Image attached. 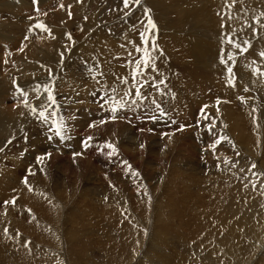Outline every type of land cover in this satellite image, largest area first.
I'll return each instance as SVG.
<instances>
[{
    "label": "rangeland",
    "instance_id": "1",
    "mask_svg": "<svg viewBox=\"0 0 264 264\" xmlns=\"http://www.w3.org/2000/svg\"><path fill=\"white\" fill-rule=\"evenodd\" d=\"M67 1L39 0L37 5H33L32 0H0V95L3 96H0V148L3 149L0 151V264H109L111 258L119 260L120 256L130 250L134 252L123 264H192L193 258L200 259L198 257L202 249L214 245L208 239L214 235H209L210 233H227L226 228L214 226L220 220V214L217 213L220 206L219 201L209 193L214 188L215 179H207L220 166L244 158V153L242 155L234 150L230 151V147L226 146L232 142L228 136L239 139L240 134L251 130L252 118L249 117L248 108L255 109L258 121L264 123V94L261 89L263 83L258 85L259 80L264 81V75L261 77L260 73L255 72V69L260 68V72L264 73V57L260 56V61L253 56L254 51L260 47L258 43L263 42L264 34L257 41L253 37L252 24L244 34L239 33L238 37L252 35L250 40L247 39L249 35L239 39L249 41L251 45L248 51L242 52L234 47L237 41L229 38L234 44L230 45L229 39L224 40L222 30L207 33L196 23L197 19L186 21L187 24L185 21L179 22L184 16L175 8L165 11L152 0H141L143 4H148L145 9L151 5L155 12L153 10L147 13L145 18L136 14L133 19L119 20L112 29L105 30L119 46L115 51L106 53L107 64L101 65L100 61L105 53L100 52V47L92 51L91 58L81 60L77 38L82 41L79 38L87 35L94 23L84 28L78 19L75 21L76 3ZM99 3L101 11L104 10L103 6L109 4L104 20L109 19L116 11V18L124 16L126 10L122 0H100ZM61 4L66 6L61 8ZM129 4H134L133 0ZM188 5L206 9L209 0H192ZM84 8L87 9L86 6ZM214 8L212 12H204L203 16L211 18L217 14L218 10ZM68 11L72 13L71 19L67 15ZM151 14L157 29L147 33V19ZM38 23L46 25L51 33L35 27ZM58 25L68 30L71 39L68 36L57 38ZM141 32L149 37L148 44L151 48L152 37H155L158 47L151 53L155 68L141 66L140 74L133 79L136 61L142 59V49L145 48L138 45L142 40ZM206 34L210 37H205ZM236 34L233 36H237ZM199 36L210 45L207 55L200 54L197 49ZM54 37L60 41L66 40L68 49L55 51V46L51 43ZM127 37L129 42L125 46L122 41ZM177 38L182 41L179 42ZM166 43H170V49H167ZM240 44L244 45V42ZM137 48L141 51H136ZM217 56L219 59L215 61ZM229 56H234V59L229 60ZM222 57L228 61L224 63L223 73L216 63L221 64ZM93 58H96V62L92 64ZM47 59L50 60L47 63L49 66L44 71H24L25 64H42ZM110 64L113 65L112 68L108 67ZM229 67L233 70L231 75L235 77V86L228 83L230 76L225 70ZM48 69L52 70L51 75ZM106 72H111V75L106 76ZM122 78L127 83H122ZM211 79L215 80L216 85L211 83ZM205 83L206 87H202ZM17 84L25 88L29 104L47 108L49 120L42 121L31 114L16 91ZM44 84L53 89L56 104L51 107H48ZM140 84H143V95L137 97L135 88ZM237 86H241V93ZM129 90L132 95L124 97L125 107L115 113V120L111 119V105L105 101L113 96L119 98ZM245 92L249 95H245ZM241 97L245 99L242 101ZM217 99L222 102L217 104ZM226 102L229 104H225ZM101 104L104 106L101 107ZM156 104L168 115L153 121L149 119L150 116H160ZM222 104L232 106L234 112V107L238 108L236 116L244 108L251 125L244 121L236 124L235 116L232 118V115H223L225 113L220 107ZM52 113L55 115H51ZM53 120L64 125L60 136H56L53 131ZM101 120L106 123L100 124ZM90 124L96 126L89 127ZM181 125H186L183 131L178 130ZM89 136L93 139L88 141L89 146L85 148L84 141ZM223 136L227 139H222ZM260 137L263 141L264 136ZM217 140L220 142L216 143ZM225 141L227 144L223 146ZM108 143L115 146V154L110 155L112 149L107 147ZM242 143L240 139L239 144ZM45 152H50L51 157L45 158L43 164H38L36 157ZM77 152L82 155L74 158L73 154ZM29 169L35 174L30 175ZM136 171L139 175L133 174ZM25 177L28 179L27 184L23 182ZM13 198L15 204L4 203L12 201ZM164 198L173 199L169 203L171 206ZM208 199L213 206L204 209L203 206L210 203ZM163 203L169 206L170 212L161 211L164 222L159 225L156 223L160 237L158 239L156 226L142 228L135 221L141 218V222L145 220L144 223L149 226L148 218L154 216L156 208ZM53 204L59 206L58 213L54 211ZM56 213L60 225L51 229L50 234L46 224L54 220ZM10 216L13 220L8 221L7 217ZM6 228L7 233L4 231ZM135 229H140L144 237L138 244L134 240ZM45 253L49 255L43 257ZM52 255L59 257L47 258ZM261 262L264 264V260Z\"/></svg>",
    "mask_w": 264,
    "mask_h": 264
},
{
    "label": "bare ground",
    "instance_id": "2",
    "mask_svg": "<svg viewBox=\"0 0 264 264\" xmlns=\"http://www.w3.org/2000/svg\"><path fill=\"white\" fill-rule=\"evenodd\" d=\"M73 2L76 3V5H74V11H75V15H76V19L75 21H77V19L79 20V22L83 25V27L85 28L86 25H91L92 23H94L90 29H89V33L87 35H85L84 37H80L79 39H81L82 41H78L77 38V46H80V50L79 52L81 53V60L84 61L86 58H91V55L93 54L92 51H94V49H96L97 47H100V52L105 53L103 56V59H101L100 63L101 65L107 64V59L108 56L106 55L107 52L109 51H115L117 46V42H115L112 37H110L108 34H106L105 30L108 29H112L115 24H117V21H127L130 20V18H134V16L136 14H139L142 16H144L145 18V11L144 9L147 7V3L143 4L142 1L139 5L135 4H129V7L127 9H125L128 14L124 16H121L120 18H116V14L117 11L115 12V14H112V16L109 17V19H105V15H106V11L109 9V4L103 6L104 10L101 11V9L99 10L100 7V0H82V2H79V0H68V2ZM108 1V0H107ZM149 1V0H148ZM153 2H155L156 4H158V6L162 7L165 11H168L170 8H175V10L178 11V13H182V16H184L183 19L178 20L179 22H184L185 24H187L186 21H190L192 19H197L198 25L204 28V30L208 33V32H218L220 30H222L224 32L223 37L224 40H228L229 38L234 39V41H237L239 44L243 43L245 40L239 41L240 38H246V36H248L247 39L250 40V38H252L251 34H246L243 36L238 37L239 33L244 34V32L248 29L249 25L251 26V24L253 26H251V30L254 32L253 33V37L257 39L260 38L263 34H264V17H261L260 22L257 23L255 20V17L259 16L260 13L262 11H264V0H237V3L232 4L231 0H209V5L206 6L205 8H197V7H192L190 5H188L189 1L192 0H152ZM208 1V0H207ZM69 2V3H70ZM105 2V1H104ZM131 2V0H130ZM32 3V2H31ZM66 3V5H67ZM108 3V2H107ZM113 2H111L112 4ZM22 4V3H21ZM106 4V3H105ZM114 4V3H113ZM191 4V3H190ZM20 5V4H19ZM65 5V6H66ZM84 6L87 7L84 8ZM115 6V5H114ZM122 6V5H121ZM157 6V5H156ZM68 7V6H67ZM66 7V8H67ZM205 7V6H203ZM216 7V8H214ZM69 8V7H68ZM112 8V7H111ZM110 8V9H111ZM116 8V7H115ZM214 10H218V13L215 15H212L211 18H206L205 16H203V14L208 13V12H212ZM72 9V8H71ZM120 9V8H119ZM123 9V8H122ZM143 10L141 12H138L137 10ZM147 9H151V11L153 12L154 8L151 7V5H149V7ZM157 9V8H156ZM69 10V9H68ZM115 10V9H114ZM206 10V11H205ZM60 11V10H59ZM71 11V10H70ZM73 11V9H72ZM71 11V12H72ZM110 11V10H109ZM121 11V10H120ZM150 11V12H151ZM69 12V11H68ZM122 12V11H121ZM138 12V13H136ZM155 12V10H154ZM205 12V13H204ZM215 13V12H214ZM66 13H64L63 11V15H65ZM210 14V13H209ZM58 15V14H55ZM61 15V14H60ZM62 15V17H64ZM68 15V14H67ZM66 15V17H67ZM88 19H83L84 17H87ZM149 16V15H148ZM65 17V19H66ZM69 17V16H68ZM67 17V18H68ZM151 17L153 18L154 16L151 14ZM181 17V16H180ZM96 18V20H94ZM182 18V17H181ZM71 19V17H70ZM74 19V18H73ZM202 19V20H201ZM148 20V19H147ZM200 20V21H199ZM15 21V20H14ZM154 21V20H153ZM158 21V20H157ZM40 22V21H39ZM62 22V21H61ZM168 22V21H167ZM174 22V21H173ZM176 22V21H175ZM192 22V21H191ZM79 23V26H80ZM119 24L121 22H118ZM145 23V22H144ZM156 23V22H155ZM65 24V22H64ZM118 24V25H119ZM61 25V24H59ZM58 25V26H59ZM67 25V24H66ZM78 25V24H77ZM160 25V24H159ZM164 25V24H163ZM178 25V24H177ZM176 25V26H177ZM189 25V24H188ZM197 25V24H195ZM117 26V25H116ZM50 27V26H49ZM67 27V26H66ZM72 27V26H71ZM76 27V26H75ZM118 27V26H117ZM165 27V25L163 26V28ZM193 27V26H192ZM68 28H69V24H68ZM77 28V27H76ZM79 28V27H78ZM145 28V27H144ZM143 28V29H144ZM147 28V27H146ZM20 29V27H19ZM24 29V28H23ZM54 29V28H53ZM57 38L58 36L60 38H62L63 36L67 37L68 36V30H66L65 27L63 26H59L57 28ZM80 29V28H79ZM117 29V28H116ZM157 29V28H156ZM196 29V28H195ZM250 30V31H251ZM2 31V30H1ZM43 31V29H42ZM87 31V30H86ZM116 31V30H115ZM156 31V30H155ZM165 31V30H164ZM73 32V31H72ZM187 32V31H186ZM235 32H238L237 34ZM7 33V32H6ZM51 33V32H49ZM111 33V32H110ZM149 33V32H147ZM146 33V34H147ZM195 33V32H194ZM199 33V32H198ZM220 33V32H219ZM237 36H233L235 34ZM10 34V33H9ZM20 34V33H19ZM86 34V33H85ZM13 35V34H12ZM74 35V34H73ZM115 35V34H114ZM175 35V34H173ZM177 35V34H176ZM209 34H206L205 37H207ZM213 35V34H212ZM221 35V34H220ZM103 36V37H102ZM148 36V35H147ZM42 37V35H41ZM69 37V36H68ZM129 37V36H128ZM124 39L123 44L125 46H128V39L129 38ZM169 37V36H168ZM200 37V36H199ZM204 37V36H203ZM210 36H208L209 38ZM214 37V36H213ZM220 37V36H219ZM234 37V38H232ZM250 37V38H249ZM21 38V37H20ZM48 38V37H46ZM75 38V37H74ZM117 38V37H116ZM147 40L149 37H146ZM198 38V37H197ZM217 38V37H215ZM263 38V37H262ZM261 38V39H262ZM68 39V38H67ZM119 39V38H118ZM133 39V38H132ZM142 39V38H141ZM178 39V38H177ZM181 39V38H180ZM207 39V38H205ZM219 39V38H218ZM223 39V38H222ZM246 39V40H247ZM46 40V39H45ZM48 40V39H47ZM165 40V39H164ZM169 40V39H168ZM175 40V39H173ZM213 40V39H211ZM120 41V40H119ZM118 41V42H119ZM177 41V40H176ZM178 41H182L179 40ZM256 41V40H255ZM49 42V41H48ZM47 42V43H48ZM73 42V41H72ZM87 42V43H86ZM134 43L136 42L135 39L133 41ZM237 42L235 44H237ZM261 42V41H260ZM50 43V42H49ZM54 46H55V51H60V50H64L67 48V42L66 40H62L60 41L59 39H54L51 42ZM133 43V44H134ZM174 43V42H172ZM171 43V44H172ZM183 43V42H182ZM253 43V42H252ZM90 44H93L92 46H89ZM175 44V43H174ZM198 46L197 49L200 51L199 53L202 55H207L210 52V45L207 41H204L201 39L200 37V41H198ZM233 42L230 44L232 45ZM139 46H144L147 47L148 49H150L149 51L152 53L153 50L150 47V45L147 43L145 44L144 39H142L139 43ZM234 45V44H233ZM243 45V44H242ZM258 45L260 46L259 49L257 51H254L253 56H256L255 58H258L260 61L262 58H260V55L258 53H260L261 51H264V39L262 43H258ZM256 46V45H255ZM143 47V48H144ZM166 47L167 49H170V43H166ZM232 47V46H231ZM235 47V45H234ZM37 48V47H36ZM42 48V46H41ZM51 48V47H49ZM47 48V49H49ZM76 48V47H75ZM133 48V47H132ZM68 49V48H67ZM131 49V48H129ZM196 49V48H195ZM76 50V49H75ZM132 50V49H131ZM130 50V51H131ZM143 50V49H142ZM214 50V48H213ZM35 51V50H34ZM52 51V50H51ZM65 51V50H64ZM63 51V52H64ZM74 51V50H73ZM72 51V52H73ZM129 51V52H130ZM134 50H132L133 52ZM173 51V50H172ZM171 51V52H172ZM221 51V50H220ZM71 52V53H72ZM128 52V53H129ZM196 52V50H195ZM39 54V52H37ZM113 53V52H112ZM120 53V50H119ZM174 53V52H173ZM70 54V53H69ZM222 54V53H221ZM44 55V54H43ZM123 55V54H122ZM229 55V54H228ZM251 55V53H250ZM258 55V57H257ZM24 56V55H23ZM71 56V55H70ZM125 56V55H124ZM239 56V55H238ZM25 57V56H24ZM27 57V56H26ZM29 57V55H28ZM27 57V58H28ZM115 57V56H114ZM225 57V56H224ZM228 57V56H227ZM234 57V56H233ZM31 58V57H30ZM211 58V57H210ZM218 58L215 57V61H217L216 59ZM223 58V57H222ZM32 59V58H31ZM114 59V58H113ZM203 59V58H201ZM212 59V58H211ZM219 59V58H218ZM248 59V58H247ZM19 60V59H18ZM17 60V61H18ZM30 60V59H28ZM49 59H47V61L45 63L42 64H25L24 67V71L26 73L28 72H32L34 73L35 71H44L45 67L49 66L47 65V63H49ZM72 61V60H71ZM209 61V59H208ZM212 61V60H211ZM245 61V60H244ZM264 61V59H263ZM20 62V60H19ZM37 62V61H35ZM80 62V61H79ZM96 62V58L92 59V64ZM110 62V61H109ZM83 63V62H82ZM222 73H223V66H225L224 63L220 62H216ZM248 63V62H247ZM246 63V64H247ZM68 65H71V62L67 63ZM84 64V63H83ZM23 65V63H22ZM195 65V64H194ZM217 65V66H218ZM106 66V65H105ZM227 66V64H226ZM108 67L112 68L113 65L111 66L108 65ZM22 68V67H21ZM80 68V67H79ZM264 68V67H262ZM65 69V68H64ZM260 69V68H259ZM225 70V68H224ZM17 71V70H16ZM104 71V70H103ZM107 71V70H106ZM227 72V69L225 70ZM24 72V73H25ZM199 72V71H198ZM201 72V71H200ZM225 72V73H226ZM250 72V71H249ZM60 73V72H59ZM261 73V72H260ZM64 74V73H62ZM75 74V73H74ZM106 76L109 77V74L111 75V72L109 74H107V72L105 73ZM219 74V73H218ZM55 75V74H54ZM53 75V77H54ZM79 75V74H78ZM97 75V74H96ZM261 75V74H260ZM259 75V76H260ZM24 76V75H23ZM31 76V75H30ZM64 76V75H63ZM92 76V75H91ZM191 76V75H190ZM230 76V75H229ZM28 77V76H27ZM36 77V76H35ZM75 78V76H73ZM79 77V76H78ZM200 77V76H199ZM244 77V76H243ZM262 77V75H261ZM59 78V77H57ZM66 78V77H65ZM224 78V77H223ZM39 79V78H38ZM79 79V78H78ZM245 80V78H243ZM4 80V79H3ZM2 80V81H3ZM8 80V79H7ZM54 80V79H53ZM74 80V79H73ZM77 80V79H76ZM80 80V79H79ZM111 80V77L110 79ZM118 80V79H117ZM1 81V80H0ZM11 81V80H10ZM37 81V80H36ZM95 81V80H94ZM93 81V82H94ZM201 81V80H200ZM215 80L211 79V83L214 84ZM243 81V80H242ZM28 82V81H25ZM58 82V81H57ZM79 82V81H78ZM244 82V81H243ZM242 82V83H243ZM4 83V82H3ZM7 83V82H6ZM38 83V82H37ZM63 83V82H62ZM61 83V84H62ZM65 83V82H64ZM68 83V82H67ZM72 83V82H71ZM75 83V82H74ZM82 83V82H80ZM241 83V84H242ZM263 83L261 89H262V93L264 94V81L259 80L258 81V85L260 86ZM24 84V83H23ZM76 84V83H75ZM84 84V83H82ZM119 84V83H118ZM218 84V83H217ZM245 84V83H244ZM5 84H3L4 86ZM73 85V84H72ZM85 85V84H84ZM216 85V83L214 84ZM223 85V83L221 84ZM64 86V85H63ZM66 86V85H65ZM105 86V83H104ZM108 85H106L107 87ZM126 86V85H125ZM188 86V85H187ZM200 86V85H199ZM206 87V83L204 85H202V87ZM243 86V85H242ZM245 86V85H244ZM51 87V86H50ZM75 87V86H74ZM78 87V86H77ZM76 87V88H77ZM218 87V86H217ZM222 87V86H221ZM220 87V88H221ZM238 87V86H237ZM254 87V85H253ZM256 87V86H255ZM8 88V87H7ZM75 88V89H76ZM240 92V88L241 86L238 87ZM260 88V87H259ZM2 89V88H1ZM25 89V88H24ZM78 89V88H77ZM82 89V88H81ZM107 89V88H106ZM105 89V90H106ZM224 89V86H223ZM246 89V88H245ZM250 89V88H249ZM253 89V88H252ZM258 89V88H255ZM9 90V89H8ZM14 90V89H13ZM12 90V91H13ZM61 90V89H60ZM222 90V89H221ZM231 90H233L231 88ZM242 90V88H241ZM65 91V90H64ZM68 91V90H67ZM9 92V91H8ZM223 92V91H222ZM229 92V91H228ZM233 92V91H232ZM243 92V91H242ZM249 92V91H248ZM69 93V91H68ZM72 93V92H71ZM85 93V92H84ZM90 93V91H89ZM92 93V92H91ZM231 93V92H230ZM241 93V92H240ZM239 93V94H240ZM4 94V93H3ZM7 94V93H6ZM67 94V93H66ZM254 94V93H253ZM258 94V92H257ZM5 95V94H4ZM58 95V94H57ZM65 95V93H64ZM70 95V93L68 94ZM67 95V96H68ZM84 95V94H82ZM235 95V94H234ZM242 94H240L241 96ZM245 95H249L247 92H245ZM1 96V95H0ZM87 96V94L85 95ZM233 96V95H232ZM3 97V96H1ZM83 97V96H82ZM94 98V97H93ZM216 98V97H215ZM251 98V97H250ZM261 98V96H260ZM8 99V98H7ZM5 100V99H4ZM72 100V99H71ZM221 101V100H220ZM235 101V100H234ZM222 102V101H221ZM264 102V101H263ZM34 103V102H33ZM225 104H229V103H225ZM4 107V106H3ZM222 111L225 113L223 115L225 116H230L232 115L235 116V122L236 124H238L239 121H244L247 122L251 125V121L250 119L247 117L248 115L245 113V109L241 108V110L238 113V116H236L235 112L238 110V108H235V112L233 107L228 106V105H224L222 104ZM239 107V106H238ZM251 107V106H250ZM216 109V108H214ZM249 112V117L251 116V120H252V125H251V130L247 133H243L239 135V139L234 138L233 136H228L231 137L232 142L229 143V145H226L227 142L225 141V143H223V146H229L230 147V151H236L239 153H244V158L240 159V160H232L229 163L220 166V168L217 170V172H212L213 174L210 175V179L207 180H211L215 179L213 181V187L211 190H209V193L212 195V197L214 199H217L219 201V206L220 208L218 209L217 213L220 214V220L216 223L217 227H224L225 231L227 232L226 234H217L216 232H212L209 235H213L212 238H208L211 242H214V245L209 248L205 247L204 249H202L200 251V255L198 258V260H195L197 258H193V262L192 264H262L261 261L264 260V139L263 141L261 140L260 136H264V123L262 124L261 120L258 121V113L257 111H253L252 107L247 109ZM54 111V110H53ZM218 112V111H217ZM238 112V111H237ZM215 113V112H214ZM219 113V112H218ZM222 113V112H221ZM245 113V114H244ZM261 113V111H260ZM243 114V115H242ZM69 115V114H68ZM220 115V114H219ZM264 115V114H263ZM214 116V115H213ZM246 117V118H244ZM8 118V117H7ZM14 118V117H13ZM231 118V119H232ZM261 118V117H260ZM229 119V118H226ZM227 121V120H226ZM215 122V121H213ZM222 122V121H221ZM220 122V123H221ZM229 122V121H228ZM233 122V121H231ZM18 123V121H17ZM216 123V122H215ZM5 124V123H4ZM7 124V123H6ZM233 124V123H232ZM235 124V126H237ZM12 125V124H11ZM32 125V124H31ZM204 125V124H203ZM244 125V123H243ZM231 126V125H230ZM234 126V125H233ZM232 126V127H233ZM10 127V126H9ZM215 127V126H214ZM241 127V125H240ZM239 127V128H240ZM243 127V126H242ZM245 127V126H244ZM0 128H1V124H0ZM3 128V127H2ZM18 128V127H16ZM223 128V126L221 127ZM221 128H218V130H220ZM238 128V129H239ZM4 129V128H3ZM224 129V128H223ZM231 129V127H230ZM234 129V128H233ZM242 129V128H241ZM247 129V128H245ZM232 130V129H231ZM10 131V130H9ZM8 131V132H9ZM102 131V130H101ZM226 131V130H225ZM234 132H236L235 130H233ZM240 131V129H239ZM4 132V131H3ZM229 135H231L230 132H228ZM227 133V134H228ZM214 134V133H213ZM235 134V133H233ZM232 134V135H233ZM221 136V135H220ZM224 137V136H223ZM3 139V138H2ZM229 139V138H228ZM242 140L243 143L239 144V140ZM32 140V139H31ZM212 140V139H211ZM230 140V139H229ZM262 141V142H261ZM32 142V141H31ZM30 146V145H29ZM217 146V145H216ZM215 146V147H216ZM182 147V146H181ZM227 150V149H226ZM220 152V151H219ZM218 152V153H219ZM226 152V151H225ZM217 153V152H216ZM217 153V154H218ZM234 153V152H233ZM216 154V155H217ZM13 155V154H12ZM211 155V154H210ZM234 155V154H233ZM243 155V154H242ZM5 156V155H4ZM53 156V155H52ZM128 156V155H127ZM213 156V155H212ZM231 154L230 157L231 158ZM237 156V155H235ZM132 157V156H131ZM224 157V156H223ZM213 158V157H212ZM221 158V157H218ZM228 158V157H227ZM140 159V158H139ZM190 159V157H189ZM226 160V159H225ZM118 161V160H117ZM135 161V160H134ZM210 161V160H209ZM24 162V161H23ZM186 162V161H185ZM152 163V162H151ZM25 164V163H24ZM221 164V163H220ZM256 164L255 168H252V165ZM215 165V164H214ZM218 165V164H217ZM242 165V166H241ZM45 166V165H44ZM50 167V166H49ZM182 168V167H181ZM180 168V169H181ZM157 169V168H156ZM176 169V168H175ZM131 171V170H130ZM158 171V170H157ZM212 171V170H211ZM215 171V169L213 170ZM137 172V171H136ZM159 172V171H158ZM145 174V173H144ZM168 174V173H167ZM174 174V173H173ZM171 174V175H173ZM197 174V173H196ZM131 175V174H130ZM129 176V175H128ZM142 176V175H141ZM129 180V179H128ZM6 181V180H5ZM4 181V182H5ZM52 181V180H51ZM12 183V181H11ZM2 184V183H1ZM3 185V184H2ZM1 185V186H2ZM13 187V186H12ZM2 189V188H1ZM101 189V188H100ZM115 190V189H114ZM44 191V190H43ZM181 192V191H180ZM50 193V192H49ZM58 193V192H57ZM167 194V193H166ZM117 195V193H116ZM165 195V194H164ZM171 195V194H170ZM210 195V196H211ZM51 196V194H50ZM115 196V194H114ZM119 196V195H118ZM148 197V196H147ZM181 197V196H180ZM209 197V196H208ZM52 198V197H51ZM118 198V197H117ZM141 198V197H140ZM146 197H144L145 199ZM155 198V197H154ZM167 198V197H166ZM167 200V204H169L173 199H166ZM176 198V197H175ZM211 198V197H209ZM23 199H25L23 197ZM151 199V198H150ZM149 199V200H150ZM158 199V197H157ZM213 199V200H214ZM66 200V199H65ZM114 200V198L112 199ZM154 200V199H153ZM212 200V201H213ZM50 201V200H49ZM111 201V199H110ZM163 201V199H162ZM48 202V200H47ZM62 202V201H61ZM166 201H164L165 203ZM174 202V201H173ZM172 202V203H173ZM177 202H179L177 200ZM210 202V200L208 199V203ZM44 203V202H43ZM55 203V202H54ZM145 203V202H144ZM149 203V201H148ZM156 203V202H155ZM162 203V202H161ZM163 203V204H164ZM39 204V203H38ZM109 204V203H108ZM150 204V203H149ZM148 204V205H149ZM159 204V202L157 203ZM161 206H158V208H156L155 210V215L149 217L148 219L150 220V225L146 226V224L144 223L145 220H143V222H141V218H137L135 221V224L137 226H141L142 228H150L151 226L153 228H155L156 223L162 224L164 222V218L163 215L161 214V211H169L168 209L169 206H171L169 204V206H167L166 204ZM203 204V203H202ZM204 204H207L204 202ZM37 205V204H36ZM145 205V204H144ZM151 205V204H150ZM176 205V204H174ZM147 206V204L145 205ZM155 206V204H154ZM165 206V207H164ZM209 206H213L212 202H210L209 204L203 206L204 209L208 208ZM53 209L54 211H56L57 213L59 211L58 208L59 206L57 204H53ZM144 207V206H143ZM145 208V207H144ZM154 208V207H153ZM215 208V206H214ZM5 211V210H4ZM53 211V212H54ZM62 212V210H61ZM160 212V215L157 216V213ZM57 213L55 214L54 220L51 221L50 224H46L49 233L51 234V229H53L55 226H59L60 225V220L57 219ZM154 211L151 213L153 215ZM52 216V215H51ZM147 219V220H148ZM6 220V218H5ZM8 221L13 220L12 216L7 217ZM25 222V221H24ZM45 222V221H44ZM16 223V222H14ZM27 223V222H26ZM48 223V222H47ZM17 224V223H16ZM19 224V223H18ZM145 224V225H144ZM11 225V224H10ZM158 225L156 226L155 230H156V236L158 239H160V237L158 236L159 231L157 230ZM19 226V225H18ZM21 226V223H20ZM13 227V226H12ZM23 227V226H22ZM45 227V226H44ZM8 228V227H7ZM11 228V227H10ZM16 228V226H15ZM20 228V227H19ZM16 230V229H15ZM24 231V230H23ZM12 232V231H11ZM22 232V231H21ZM19 232V234L21 233ZM16 233V231H15ZM216 233V234H215ZM11 234V233H10ZM18 234V235H19ZM25 234V233H24ZM40 234V233H38ZM12 235V234H11ZM15 235V234H14ZM22 235V234H21ZM135 235L136 237L134 238L135 240V244H138L140 242H142L144 240V237L140 231V229H135ZM25 236V235H24ZM151 236V233L150 235ZM17 237V235H16ZM23 237V235H22ZM27 237V236H26ZM21 238V237H19ZM17 239V238H16ZM26 239V238H25ZM18 240V239H17ZM21 240V239H20ZM27 240V239H26ZM150 241V240H149ZM33 246V245H32ZM34 247V246H33ZM134 252V250H130L127 251L126 254L124 256H120L119 258L121 259H116V258H111L110 259V263L109 264H123L125 261L129 260L130 258H128V256H130L132 253ZM42 253V252H41ZM49 254H43V257H46ZM198 256V255H196ZM58 258L59 256L56 255H52V256H48L47 258ZM57 260V259H56ZM52 261V260H51ZM195 261V263H194ZM264 263V262H263Z\"/></svg>",
    "mask_w": 264,
    "mask_h": 264
},
{
    "label": "snow or ice",
    "instance_id": "3",
    "mask_svg": "<svg viewBox=\"0 0 264 264\" xmlns=\"http://www.w3.org/2000/svg\"><path fill=\"white\" fill-rule=\"evenodd\" d=\"M32 2H33V5H37L39 3V0H32ZM79 2H82V0H79ZM122 2H123L124 9H127L129 7L130 0H122ZM133 2L135 4H137V5H139L141 3V0H133ZM231 3L232 4L237 3V0H231ZM60 7L64 8L65 5L61 4ZM150 11H151V9H145V14L149 13ZM124 14L127 15L128 13L125 12ZM68 16L71 17L72 13L68 12ZM261 17H264V11H262L259 16L255 17V20H256L257 23L260 22ZM84 19H88V17H84ZM35 27L42 28L43 30L48 31V32L51 31L44 24L38 23V24L35 25ZM156 27L157 26H156L155 22L153 21L152 17L148 16L147 28L145 29V32L151 33L153 30L156 29ZM68 36H69V39H71V34L70 33L68 34ZM140 36H141L142 39H144L145 44H147L148 40L145 37V33L141 32ZM152 40H153L152 50L154 51L158 47V45L155 44V37L154 36L152 37ZM232 42L233 41L231 39H229V43H232ZM250 46L251 45H250L249 41H244V45H241V44H238V43L235 44V47L237 49H240L242 52L248 51V47H250ZM21 51H23V49H21ZM136 51H141V49L137 48ZM259 55L261 57H264V51H261L259 53ZM61 56H63V53H61ZM228 59L231 60V59H234V58L232 56H229ZM227 62H228L227 60H224L223 58L221 59V63H227ZM141 66H143L145 68H147V67L155 68V64L153 63V57H152L151 52L149 51V49L147 47H145L143 49V57H142V59L136 61V70L133 73V79H135V77L140 74L139 70H140ZM227 71H228V73L230 75L228 83L230 85H232V86H235V77L231 75L232 71H233L232 68L229 67L227 69ZM48 72H49V75H51L52 70L48 69ZM255 72L260 73V69H258V68L255 69ZM260 74L264 75V73H260ZM121 82L122 83H127V80L125 78H122ZM13 83L16 84L15 81H13ZM145 83H147V81H145ZM158 83H164V81H158ZM43 88H44V92L47 93V101L49 102L48 107H51L52 105L56 104V100H55V96H54V93H53V89L51 87H49L48 84H44ZM142 88H143V84H140L139 87L135 88V95L137 97H142V95H143L142 91H141ZM16 91L21 95V97L23 98L22 102H23L24 106L26 108L30 109V112H31L32 115L36 116L37 119L42 120V121L49 120L50 117H49V113L47 111V108L43 107L42 105L33 106V105L29 104V102H28V93L23 88H21L18 84L16 85ZM130 95H132V91L131 90L125 91L123 93V96H121L119 98H116L115 96H113L109 100L105 101V103H108V104L111 105L110 109H109L111 111V113H113L111 119L115 120L117 118L115 113H117L120 109L125 107L124 97L130 96ZM240 99L243 101L245 98L241 97ZM37 100H39V97H37ZM219 103H221V101L219 99H217V104H219ZM103 106L104 105L101 104V107H103ZM204 107L206 108L207 105H205ZM156 110L160 113V116L152 115V116L149 117V119H151L153 121H156V120H159L160 117L168 115V113L159 104H156ZM203 111H204V109L202 108L201 112L203 113ZM253 111H255V109ZM51 115L54 116L55 113H52ZM99 123L100 124H104V123H106V121L105 120H101V121H99ZM172 123H176V121H172ZM52 125H53V131H54L55 135L56 136H60L62 134V129L64 128L63 123L60 122V121H57V120H53L52 121ZM95 126H96L95 124H90L89 125V127H95ZM185 127H186V125H181L178 130L183 131ZM141 131H143V129H141ZM148 131H152V129H148ZM164 135L170 136V134H168V133H164ZM49 139H51V137H49ZM92 139L93 138L91 136H89L87 138V140L84 141V147L85 148H87L89 146L88 141H91ZM222 139H227V138L223 137ZM219 142H220L219 140L216 141V143H219ZM9 143H11V141H9ZM107 147L112 149V152L110 153V155H113V154L116 153L117 150H116V148H115V146L113 144L108 143ZM141 147L143 148L144 145H141ZM2 150L3 149L0 148V151H2ZM79 155H82V153H78L77 152V153L73 154L74 158L76 156H79ZM50 157H51V153L50 152H45L44 154L37 156L36 157V161H37L38 164H43L44 161H45V158H50ZM125 164H127L126 161H125ZM128 167L131 168L130 165H128ZM255 167H256V164H253L252 168H255ZM41 171H43V169H41ZM29 174L30 175H34L35 173H33L31 169H29ZM133 174L134 175H139V173H137V172H133ZM23 182L25 184L28 183L27 177H25ZM29 190H31V189H29ZM4 203L5 204H8V203L15 204V198H13L12 201H4ZM4 231H5V233H7V231H8L7 228Z\"/></svg>",
    "mask_w": 264,
    "mask_h": 264
}]
</instances>
